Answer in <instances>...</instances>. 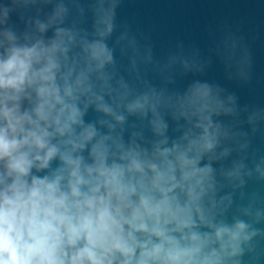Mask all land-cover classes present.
Returning <instances> with one entry per match:
<instances>
[{"label": "clouds", "instance_id": "1", "mask_svg": "<svg viewBox=\"0 0 264 264\" xmlns=\"http://www.w3.org/2000/svg\"><path fill=\"white\" fill-rule=\"evenodd\" d=\"M65 11L58 5L47 23L37 20L38 31L62 22ZM6 20L4 10L0 24ZM100 23L103 37L111 23ZM0 37V264H226L241 252L249 225L217 221L205 207L213 170L200 162L219 142L212 116L223 108L208 85L172 105L192 129L171 144L155 93L127 105L152 113L161 139L149 152L114 138L107 120L98 122L105 135L83 119L94 104L124 121L91 79L93 63L99 70L112 59L102 40L85 42L81 67L69 57L75 37L63 28L47 42L19 43L8 28Z\"/></svg>", "mask_w": 264, "mask_h": 264}, {"label": "water", "instance_id": "2", "mask_svg": "<svg viewBox=\"0 0 264 264\" xmlns=\"http://www.w3.org/2000/svg\"><path fill=\"white\" fill-rule=\"evenodd\" d=\"M249 240L241 243V252L226 264H264V220L248 230Z\"/></svg>", "mask_w": 264, "mask_h": 264}]
</instances>
